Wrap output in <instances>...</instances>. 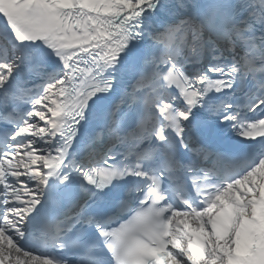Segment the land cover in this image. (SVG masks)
I'll list each match as a JSON object with an SVG mask.
<instances>
[{
	"label": "snow or ice",
	"instance_id": "6c2138e0",
	"mask_svg": "<svg viewBox=\"0 0 264 264\" xmlns=\"http://www.w3.org/2000/svg\"><path fill=\"white\" fill-rule=\"evenodd\" d=\"M0 264H264V0H0Z\"/></svg>",
	"mask_w": 264,
	"mask_h": 264
}]
</instances>
